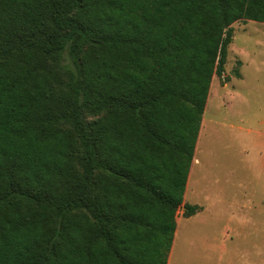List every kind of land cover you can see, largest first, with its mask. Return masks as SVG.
<instances>
[{
  "label": "trees",
  "instance_id": "16d2710c",
  "mask_svg": "<svg viewBox=\"0 0 264 264\" xmlns=\"http://www.w3.org/2000/svg\"><path fill=\"white\" fill-rule=\"evenodd\" d=\"M237 21L264 0H0V264H167Z\"/></svg>",
  "mask_w": 264,
  "mask_h": 264
},
{
  "label": "rangeland",
  "instance_id": "374dc122",
  "mask_svg": "<svg viewBox=\"0 0 264 264\" xmlns=\"http://www.w3.org/2000/svg\"><path fill=\"white\" fill-rule=\"evenodd\" d=\"M231 27L184 195L201 209L188 218L177 212L170 264H264V24Z\"/></svg>",
  "mask_w": 264,
  "mask_h": 264
},
{
  "label": "crops",
  "instance_id": "0c3cea01",
  "mask_svg": "<svg viewBox=\"0 0 264 264\" xmlns=\"http://www.w3.org/2000/svg\"><path fill=\"white\" fill-rule=\"evenodd\" d=\"M211 89V88H210ZM209 97V96H208ZM209 99V98H208ZM208 99H207V102H208ZM207 102H206V106H205V110H204V112L206 111V107H207ZM202 121H203V119H202ZM202 126V125H201ZM201 131V130H200ZM200 135V134H199ZM199 139V138H198ZM198 142V141H197ZM197 147V146H196ZM194 162H195V159L193 160V162H192V164H191V167H190V170H189V175H188V180H187V184H186V188H185V190H187V187H188V183H189V179H190V174H191V170H192V167H193V164H194ZM184 195H185V193H184ZM184 198H183V204H184ZM178 222H179V220L177 221V225H176V230H175V234H174V238H173V242H172V246H171V249H170V252H169V255H168V259H167V264H170V260H171V258H172V253H173V250H174V248H175V245H174V243H175V237H176V234H177V231H178V229H179V224H178ZM222 250L223 251H225V249H223L222 248ZM225 253V252H224Z\"/></svg>",
  "mask_w": 264,
  "mask_h": 264
}]
</instances>
